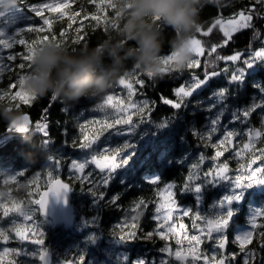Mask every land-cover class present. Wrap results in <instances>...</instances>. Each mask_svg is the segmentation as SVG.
Returning <instances> with one entry per match:
<instances>
[{
    "label": "snow or ice",
    "instance_id": "snow-or-ice-1",
    "mask_svg": "<svg viewBox=\"0 0 264 264\" xmlns=\"http://www.w3.org/2000/svg\"><path fill=\"white\" fill-rule=\"evenodd\" d=\"M86 3L96 10L86 9L83 3L72 8L73 0H44L29 5L34 15L43 23L22 30L18 37L0 38V52L3 49L11 50L17 44L25 49L11 52L7 57L0 55V80L7 78L8 81L6 86L0 87V98H10L20 90L21 80L32 70L35 55L41 46L51 41L66 44L81 42L83 23L73 30L71 36L67 33L72 29V23L55 32L52 30L53 20L44 15L45 10L58 13V18L68 17L69 21L82 15L85 20H91L93 28L100 27L103 32L107 30L105 20L109 18L101 14L110 8L114 13L113 17L118 15L113 0H86ZM230 6L232 0L227 3L209 2L201 7L200 13L206 8L215 9L216 17L209 26L201 25L196 33L202 51L194 52L193 62L188 69H200V74L189 72L187 80H183L181 75L182 82L172 89L175 98H168L163 94L159 96L160 101L174 109L161 121L159 127L171 123L172 117L189 103L207 112L204 124L192 127L191 132L198 146H210L214 153L206 156L204 151H200L198 158L189 165V170L179 182L165 181L159 176L151 177L148 181L151 194L137 196L128 207L122 203V192L114 193L106 204L107 207L117 208L123 213L121 223L114 229L121 239L127 241L143 238L155 241L158 237L164 241L160 251L165 253V258L160 264H260V261L264 260V207L253 210L247 231L230 237L225 230L233 216L231 205L242 198L240 191L219 198L215 206L220 211L211 215H202L192 208H184L180 202L183 193L202 192L209 178L214 182L233 180L236 189L247 183H264V82L254 84L259 94L250 102H241L240 106L232 104V99L240 91V82L246 79L248 69L257 63H264V0H252L251 3L231 11L228 18H224L223 10ZM217 25L222 32L219 41L197 38L210 36ZM242 30L251 31L248 48L243 52L234 50L229 54H222L224 46L229 44L233 34ZM29 32L34 36L25 38ZM255 41H259L261 46L253 48L252 42ZM171 55V52L166 51L165 59H170ZM9 61L11 63H8ZM180 74L179 71H172L165 75ZM152 81L150 74L140 73L138 69L123 75L112 88L100 96L96 107L103 115L77 123L78 133L72 141L73 146L87 149L88 155L83 161H70L73 171L69 179L83 185L85 190L91 191L100 199L106 196L105 188L110 184L113 173L125 167L134 153L129 151L132 146L127 142L117 146H105L103 149H98L96 142L111 130H133L138 123L151 119L156 101L149 98L143 89L148 86L155 87ZM119 86H124L126 94L124 89L120 93L116 91ZM15 88L19 90L14 91ZM197 93L200 95L197 96ZM135 95L141 98L134 99ZM55 99V96H51V100ZM34 100L36 99L24 102L16 98L13 102L22 109L21 102L30 105ZM24 113L28 120L27 127L12 126L9 122L10 128L25 135L32 131L39 133L41 147L47 148L52 141L48 107H42L41 117L35 121L28 112ZM254 115L258 117L259 127L252 123ZM64 132L67 135L66 128ZM49 159L53 161V167L41 172L25 170L18 173H0L3 185L11 188L9 196L0 197V221L13 217L11 223L0 226V240H33L39 245H44V233L35 220V211L46 207L50 192H66L72 188L71 184L65 183L55 171L64 161L58 159L55 154L50 155ZM206 161L210 162L207 167ZM230 161L235 162L234 168L230 166ZM26 173L31 179L25 176ZM42 175L45 186L51 184L53 187L37 198V192L29 186L36 184ZM20 178H23V183ZM10 181L15 182L17 187L13 188ZM19 185H24L22 189L25 194L18 197L15 192H18ZM17 213L20 215L18 220L15 219ZM184 218L191 219L192 232L189 231V225L184 222ZM144 220L150 221L151 226L144 225ZM173 239L175 247L170 243ZM213 240L215 249L210 254L202 251L205 241ZM230 243L236 246L235 250H229ZM19 251L18 248L4 247L3 251H0V264H5V257L9 254L17 257ZM47 255V248L41 247L40 259L46 261ZM83 260L84 257L81 256V264ZM7 264H17V259L10 258ZM137 264H147V261L140 260Z\"/></svg>",
    "mask_w": 264,
    "mask_h": 264
},
{
    "label": "trees",
    "instance_id": "trees-1",
    "mask_svg": "<svg viewBox=\"0 0 264 264\" xmlns=\"http://www.w3.org/2000/svg\"><path fill=\"white\" fill-rule=\"evenodd\" d=\"M44 2V0H16V3L10 4L21 11H24L29 17L22 20L12 28L13 38L18 37L22 30H27L32 25H40L43 22L39 17H36L31 11L30 4ZM214 2L227 3L228 0H214ZM252 0H232V6L223 10V17L228 18L231 11L239 6L251 3ZM85 4L86 9L95 11V7L88 5L86 0H73L72 8H76L79 4ZM135 0H113V6L117 8L118 15L114 16L112 9L107 8L102 16H107L109 19L105 20L108 25L107 30L103 32L100 27L93 28L91 20H85L84 17L77 16L75 20L69 21L68 17L58 18V13H51L45 10L44 15L53 20L52 30L59 32L67 27L68 23H72V29L68 30V35H73V30L84 24L81 32V42L76 44H66L55 41L58 45H65L69 47L72 52H77L81 48L99 47L103 53L101 61L97 64V73L101 75H108L112 79L111 87L125 74H131L133 70L138 69L140 73L145 75L150 74L153 79L155 87H145L143 89L147 96L156 101L155 108L151 114V119H145L138 123L133 130H130L128 136H118L115 134L116 129L105 133L97 142L96 147L103 149L105 146H117L127 142L132 147L129 150L134 153L133 158L123 168L117 169L113 175L110 184L105 188L106 196L103 199L93 195L91 191L85 190L83 185H79L76 181L70 180L69 175L72 173L70 161L81 160L82 157L88 155L87 149L74 147L72 141L75 139L78 129L77 123L94 118H99L103 113L97 109L96 105L99 103L100 94H92L90 96H82L78 99L68 100L62 99L52 93L44 97H38L34 91L26 87L27 73L21 80V88H15L18 91L10 98H0V173H4L8 168L17 170H27L28 172H41L53 167V161L49 156L55 154L58 159H62L64 163L55 168L60 174V178L67 183H70L72 188V204L75 209V224L71 228L62 227L56 229L53 224H48L44 220L39 211H35V220L41 223V229L44 233V245L49 254L52 255L53 264H81L80 257L83 256L82 264H137L138 261H148V252L160 251L164 241L158 237L155 241L137 238L133 240H123L120 236L115 234L116 229L122 221L123 213L114 207H107V201L112 198V195L117 192H122V203L128 207L130 202L139 195H150L149 179L153 176H159L163 180H176L179 182L186 175L189 170V165L198 158L199 152L204 151L206 156H211L214 150L209 146L203 148L198 146L195 138L191 132L192 127H199L205 122L207 112L203 109L197 108L193 103H189L184 109L180 110L172 117V121L164 127H159L161 121L165 120L174 109L160 101L159 96L163 94L168 98H175L172 89L182 82L189 79V72L200 74V69L188 67L193 62L191 61L183 68H177L176 58H173V53L176 50L175 40L178 38V33L160 16H152L141 21L148 27L153 28L159 34L162 50L159 55V63L161 72L159 75L153 76L152 73H146L145 69L139 64L134 55L127 59H122L119 63L109 57L106 46L111 47L119 41L120 46L125 50H129L136 46L134 39L128 38L124 35L125 23L130 16L134 14ZM199 7V6H198ZM71 11V9H69ZM216 17L215 9L206 8L198 15V25L189 39L196 38V33L200 26H209ZM51 27V26H50ZM48 28L45 26V31ZM250 30H242L233 34L232 40L227 46H224L222 54H229L230 51L240 50L245 51L248 48L250 41ZM34 34L29 32L25 38L33 37ZM204 41H219L222 38V32L217 25L210 36H199ZM188 39V40H189ZM52 42V41H51ZM259 41L252 42L253 48L260 47ZM24 46L15 45L13 49L7 50L3 55L7 57L11 52L24 51ZM172 53L170 59H165V52ZM194 56V55H193ZM8 63H11L10 61ZM223 66V62H221ZM172 71L181 72L180 75H165ZM7 76V74H6ZM7 78L0 80V87L7 85ZM264 82V63H259L256 71L246 73V79L240 82V91L236 97L232 99V104L240 106L242 103H248L254 96H257L258 89L254 84ZM226 83V81H225ZM135 87V85H134ZM123 88L121 86L116 88L118 93ZM140 89H138V92ZM124 94L126 90L124 89ZM197 96L200 93L196 94ZM51 96L56 99L51 100ZM16 98L24 102L34 100L30 105H24L21 102L22 109H19L13 102ZM134 99L141 97L135 95ZM195 99V97H194ZM48 107L50 123V135L52 137L51 143L47 148L41 147L40 134L35 131L25 135L15 129L10 128L9 122H13L20 117H26L24 112H28L33 121L41 117L42 107ZM22 113V116L19 115ZM27 118V117H26ZM135 119V117H134ZM252 123L259 127L257 116H253ZM67 129L65 135L64 129ZM215 141V137H214ZM227 155V154H226ZM210 162L206 161L205 167L209 166ZM230 166L235 167V162L230 161ZM25 176L31 179L26 173ZM21 183L24 182L23 178ZM13 188H16L14 183ZM48 186V185H47ZM24 185L17 188L16 196H23ZM37 192V198L41 192L47 188L43 175L37 180L36 184L29 186ZM11 188L3 185V178L0 177V197L9 196ZM219 196V191L215 189L210 178L204 184L202 190L203 204L199 208L197 200L193 197L192 192L183 193L180 196L181 205L188 206L194 211H202V215H207L212 203ZM217 197V198H216ZM256 202L259 205H264V194H255L253 190L248 191L244 195V201L236 205L233 219H231L227 235L235 237V231L240 226L248 223L247 213L251 203ZM207 210V211H206ZM150 211V210H149ZM15 217H19L17 213ZM13 217L5 218L0 221V226H6L12 222ZM46 219V218H45ZM184 222L189 225L191 229V219L184 218ZM52 223V222H51ZM144 225L151 226L150 221H142ZM24 243L22 240H9L4 242L0 240V251L4 247H14L20 249L17 257L9 254L5 259L7 264L8 259H17V264H40L39 258L34 257L30 261L29 255L25 251L28 248L35 246ZM209 244H203L204 250ZM40 248V247H37ZM236 246L229 244V250H235ZM207 250V249H206ZM264 260L260 261L263 264Z\"/></svg>",
    "mask_w": 264,
    "mask_h": 264
},
{
    "label": "clouds",
    "instance_id": "clouds-1",
    "mask_svg": "<svg viewBox=\"0 0 264 264\" xmlns=\"http://www.w3.org/2000/svg\"><path fill=\"white\" fill-rule=\"evenodd\" d=\"M209 2L214 0H135L134 14L126 21L123 31L125 36L136 41V46L125 51L119 41L115 44L110 41L112 46H106L109 57L119 63L134 55L146 73L159 75L161 39L155 29L141 21L160 16L178 33L174 45L179 53L176 65L177 68L185 67L193 57L188 39L199 23L197 18L201 7ZM7 3L14 4L16 0H7ZM102 56L99 47L72 52L65 45L48 42L35 55L32 70L27 73L26 87L38 97L52 93L68 100L106 92L111 87L112 79L97 73V64ZM19 115L22 116V113ZM54 193L50 192L49 195Z\"/></svg>",
    "mask_w": 264,
    "mask_h": 264
},
{
    "label": "rangeland",
    "instance_id": "rangeland-1",
    "mask_svg": "<svg viewBox=\"0 0 264 264\" xmlns=\"http://www.w3.org/2000/svg\"><path fill=\"white\" fill-rule=\"evenodd\" d=\"M26 15L27 14L24 11H21L15 7H12V5L8 4L7 0H0V34H2V35H0V38H2V39L13 38L14 35L11 32L12 28L14 29L16 24H18L19 22H22V20H25V18L28 17ZM28 19H29V17H28ZM188 45L191 48L193 55H194V52H196V51H202L201 43L196 38L189 39ZM7 50H9V49H3V51L0 52V55H3ZM178 54H179L178 50L176 49L173 53V58H176L178 56ZM258 64L259 63H257L255 66L251 67L248 70L250 72L256 71ZM24 82L28 83V80L25 79ZM121 87L124 89V86H121ZM114 102H115V100H114ZM17 125H23V126L27 127V125H28L27 118L26 117H20L19 119L15 120L13 122L12 126H17ZM115 134H117L118 136H122V137L128 136L130 134V130H128L127 128H122V129L116 130ZM86 157L87 156L82 157L81 161H83ZM23 171L24 170H17L16 171L13 168H8L7 170H5L4 173H18V172H23ZM210 180H211L212 184L214 185L215 189H217L219 191V196H218V198L216 197L217 199H215L214 202L212 203L210 210L209 211L206 210L208 213L207 215L215 214L218 211H220V209L215 206L216 201L225 194H231L235 191H240L241 196H242L241 200L234 201L233 204L231 205V208L233 209V216L231 219H233V217H234V213H235L234 207L238 204H241L244 201V195H246L248 193V191L253 190L255 192V194H258V193L264 194V183H247V184L243 185L240 189H236L234 186L233 180L219 181V182H214V181H212L211 178H210ZM14 183L15 182L10 181V185H13ZM18 187H20V185ZM7 188H10V187H7ZM192 194H193V197L195 198V200H197V202L199 204L198 207L200 208L201 205L203 204L202 192H200V193L192 192ZM182 206L184 208H190L187 205L186 206L182 205ZM261 207H264V205H259L256 202L251 203V205L249 206V211L247 213V221H249V218H250L253 210L257 209V208H261ZM200 213H202V211H200ZM15 219H17V220L20 219V215H19V217H15ZM43 219L46 220V222L48 224H52L50 220L45 219V218H43ZM36 222H37V220H36ZM37 223H38L39 227L41 228V223H39V222H37ZM228 228H229V225H228L227 229L225 230L226 234H228L227 233ZM249 228H250L249 222L244 226H240L239 228L236 229L235 236L244 232V231H247ZM22 241L24 243L29 244L30 240H27V241L22 240ZM170 243L173 245V247L176 246L174 239L172 241H170ZM206 243L209 244V246L206 247L207 250L206 249L204 250L203 245H202V251L208 252L210 254L211 251H213L215 249V241L214 240L213 241H205L204 244H206ZM28 246H30V245H27L25 247V251L29 255L30 261L33 260L34 257H38L39 263H40L41 259L39 257V251L41 248L35 249L36 245L34 247L31 246V248H28ZM1 251H3V248H1ZM47 252H48V250H47ZM8 257H9V255L6 256L5 259H7ZM147 258H148L147 264H160V261L165 258V253H163L161 251H153V253H152L151 251H149Z\"/></svg>",
    "mask_w": 264,
    "mask_h": 264
},
{
    "label": "water",
    "instance_id": "water-1",
    "mask_svg": "<svg viewBox=\"0 0 264 264\" xmlns=\"http://www.w3.org/2000/svg\"><path fill=\"white\" fill-rule=\"evenodd\" d=\"M52 187L53 186L49 184L47 188L41 192V195ZM39 212L41 216L50 220L56 229L62 227L71 228L75 224V209L72 204V191L50 194L46 207L39 209ZM31 243L40 248L43 247V245H39L35 241ZM40 264H53L52 255L48 253L46 261L41 260Z\"/></svg>",
    "mask_w": 264,
    "mask_h": 264
}]
</instances>
